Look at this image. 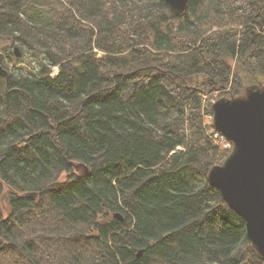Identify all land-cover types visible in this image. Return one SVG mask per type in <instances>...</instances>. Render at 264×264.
<instances>
[{"label": "trees", "instance_id": "16d2710c", "mask_svg": "<svg viewBox=\"0 0 264 264\" xmlns=\"http://www.w3.org/2000/svg\"><path fill=\"white\" fill-rule=\"evenodd\" d=\"M0 64V264H264L207 181L264 0H0Z\"/></svg>", "mask_w": 264, "mask_h": 264}, {"label": "water", "instance_id": "95a60500", "mask_svg": "<svg viewBox=\"0 0 264 264\" xmlns=\"http://www.w3.org/2000/svg\"><path fill=\"white\" fill-rule=\"evenodd\" d=\"M164 1L173 16L186 9L187 0ZM14 54L18 56L17 48ZM0 75L8 76L1 64ZM211 108L213 128L232 147L221 165L209 169L207 181L243 220L251 247L264 260V87L250 86L240 96L215 101Z\"/></svg>", "mask_w": 264, "mask_h": 264}]
</instances>
